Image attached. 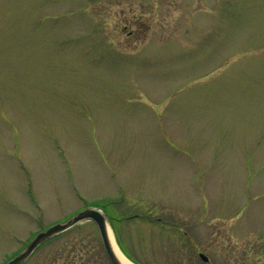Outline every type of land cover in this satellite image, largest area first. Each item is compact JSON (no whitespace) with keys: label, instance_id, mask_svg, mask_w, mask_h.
Listing matches in <instances>:
<instances>
[{"label":"rangeland","instance_id":"1","mask_svg":"<svg viewBox=\"0 0 264 264\" xmlns=\"http://www.w3.org/2000/svg\"><path fill=\"white\" fill-rule=\"evenodd\" d=\"M91 206L140 264H264V0H0V264ZM58 236L24 264L109 262Z\"/></svg>","mask_w":264,"mask_h":264},{"label":"water","instance_id":"2","mask_svg":"<svg viewBox=\"0 0 264 264\" xmlns=\"http://www.w3.org/2000/svg\"><path fill=\"white\" fill-rule=\"evenodd\" d=\"M83 221H91L95 224L99 233L101 244L110 263L122 264L115 254V251L113 250L111 241L109 239L107 230V225L109 226V224L107 218L103 213L95 208L84 209L73 215L67 221L54 224L47 229L39 232L21 253L13 257L6 264H24L33 254V252L42 244L66 232L67 230ZM200 257L202 258V260L207 261V258L202 254H200Z\"/></svg>","mask_w":264,"mask_h":264},{"label":"trees","instance_id":"3","mask_svg":"<svg viewBox=\"0 0 264 264\" xmlns=\"http://www.w3.org/2000/svg\"><path fill=\"white\" fill-rule=\"evenodd\" d=\"M106 215L108 218L113 219L108 213H106ZM109 221H110L111 227L113 229L112 221L111 220H109ZM58 237H56L54 239H57ZM49 242H51V241H49ZM118 244H119V242H118ZM71 247H72V251L74 249H76L75 252L78 251V254H76L74 256H70L71 251H69V252H67V255H64L63 253L66 252V250H64L59 256H56V258H54L52 263H54V264H78V262H79L80 264H109V262H107V260L105 259L104 255L102 256V253L99 252L98 247L95 245H92L91 243L85 244L83 240L80 242L75 241V242H73V244H71ZM119 247H120V245H119ZM126 256L135 264H140L136 261H133V259L129 255H126Z\"/></svg>","mask_w":264,"mask_h":264},{"label":"bare ground","instance_id":"4","mask_svg":"<svg viewBox=\"0 0 264 264\" xmlns=\"http://www.w3.org/2000/svg\"><path fill=\"white\" fill-rule=\"evenodd\" d=\"M107 230L109 234V239L111 241V245L113 247V250L115 251V254L119 258L122 264H133L130 260H128L123 253L120 251L118 245L116 244L115 237L113 235V232L111 231L110 227L107 225Z\"/></svg>","mask_w":264,"mask_h":264}]
</instances>
